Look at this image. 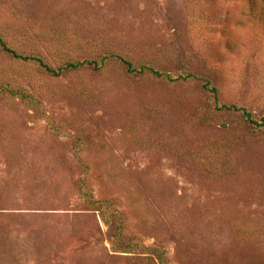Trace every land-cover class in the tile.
Instances as JSON below:
<instances>
[{"label":"rangeland","instance_id":"374dc122","mask_svg":"<svg viewBox=\"0 0 264 264\" xmlns=\"http://www.w3.org/2000/svg\"><path fill=\"white\" fill-rule=\"evenodd\" d=\"M247 3L0 0L21 56L0 45V264H264V7Z\"/></svg>","mask_w":264,"mask_h":264},{"label":"trees","instance_id":"16d2710c","mask_svg":"<svg viewBox=\"0 0 264 264\" xmlns=\"http://www.w3.org/2000/svg\"><path fill=\"white\" fill-rule=\"evenodd\" d=\"M247 4L248 6L252 9V13H255L258 11V13H260L259 8L264 7V0H247ZM263 4V5H261ZM0 45L2 46V48L7 52L10 53L12 55H16V57H21L17 54V52H15L13 49H11L8 45V43L6 42V40L0 35ZM117 58H120L118 56H114ZM38 62H40L42 64L43 67H45L50 73H55V71L48 65L43 64L42 60H38ZM124 64L127 66L128 71L130 73H138V74H143L146 71H149L151 74L157 76V77H166L169 80H173L171 75L168 74H162L160 72H158L157 70L153 69V68H143L142 70H136L133 68L132 64L128 61L123 60ZM84 65H91L89 62H78L76 64L70 63L69 66L73 67V68H78V67H82ZM206 87L209 91L213 92V93H217L215 88H211L210 83L207 82ZM225 109L227 110H236V111H241L243 113L244 118L252 125H256L259 126L261 125L259 122H257L254 118H253V114L248 112L246 109H238L236 108V106H231V107H227L224 106ZM263 125H264V120L262 121ZM86 186L83 187V191H82V197L84 202L89 203L91 205H96L97 209L101 212L103 220L105 222V224L107 226H115L113 223V219H114V213L112 212V210L107 206V204L104 201H96L93 200L91 193L87 192L86 190ZM117 241L115 242V249H120L118 248V237L119 235H122V233L124 232V228L122 226V224H118L117 227ZM140 247L139 244L135 243V241L129 242L128 244H126V248L125 250H138ZM164 258H161L162 263H164Z\"/></svg>","mask_w":264,"mask_h":264}]
</instances>
